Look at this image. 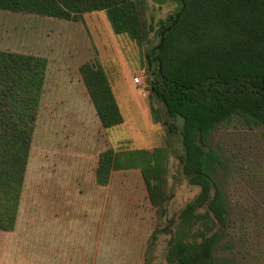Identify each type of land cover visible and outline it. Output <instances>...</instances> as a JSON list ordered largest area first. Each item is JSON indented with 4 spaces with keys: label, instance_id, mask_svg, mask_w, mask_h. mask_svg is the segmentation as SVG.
Listing matches in <instances>:
<instances>
[{
    "label": "rangeland",
    "instance_id": "obj_1",
    "mask_svg": "<svg viewBox=\"0 0 264 264\" xmlns=\"http://www.w3.org/2000/svg\"><path fill=\"white\" fill-rule=\"evenodd\" d=\"M141 1L152 27L178 6L176 0ZM6 3L0 0V48L47 55L52 66L67 70L65 80L77 82L87 95L85 102L76 103L77 113L89 117L76 119L75 144L57 135L35 148L39 166L33 181L38 183L27 186L19 224L29 225L33 236L38 233L31 227L57 229V223L63 229L39 233L48 238L41 252L50 256L56 251L49 247L54 242L58 249L56 239L62 255L77 253L78 259L65 264H143L148 237L157 226L161 230L148 264H168L167 249L176 237L199 241L213 232L218 236L215 264H264V125L248 128L232 120L206 138L205 148L219 158L210 160L209 168L227 203L226 227L221 229L205 208L182 220L184 206L199 187L181 169V118L168 129L151 115L153 105L166 117L163 104L149 97L147 46L113 33L104 11L80 12L82 23L70 27L42 16L38 3L24 12ZM86 68L89 94L81 77ZM163 188L169 197L159 218ZM3 247L0 242V260ZM32 248L21 249L18 243L16 249L32 258Z\"/></svg>",
    "mask_w": 264,
    "mask_h": 264
},
{
    "label": "trees",
    "instance_id": "obj_2",
    "mask_svg": "<svg viewBox=\"0 0 264 264\" xmlns=\"http://www.w3.org/2000/svg\"><path fill=\"white\" fill-rule=\"evenodd\" d=\"M4 1L23 12L38 3L42 16L53 18L59 26L77 24L85 10L104 11L113 33L128 35L140 47L147 46L149 97L163 104L166 117L153 105L151 115L155 121L167 123L168 129L171 122L181 118V169L189 183L199 187L197 195L184 206L181 219L205 208L221 229L226 227L227 203L209 168V161L219 158L205 148V141L213 129L232 120L248 128L264 125V0H176L174 13L160 19L156 27L148 23L141 0ZM65 71L60 65L52 66L45 54L0 48L1 264H65L74 262L72 257L78 259L77 253L62 255L61 242L56 239L58 249L54 242L49 244L56 251H50V256L44 249L41 252L43 240L48 238L39 233L63 231L59 224L57 229L31 227L38 233L33 236L29 225L20 226L18 221L27 186L38 183L33 181L39 166L33 159L35 148L57 135L75 144L78 118L89 117L77 113L76 106L78 100L85 102L86 92H81L77 82L66 81ZM81 77L89 94L88 68ZM103 94L108 95L105 90ZM69 130L74 131L73 136ZM168 197L163 188L157 202L159 218L165 215ZM132 207L133 202L127 208ZM70 214H74L72 210ZM160 230L156 226L150 233L143 264L149 263ZM217 240L215 232L199 241L176 237L167 249V262L215 264ZM16 241L21 249L33 246V257L25 256L22 250L18 253Z\"/></svg>",
    "mask_w": 264,
    "mask_h": 264
},
{
    "label": "water",
    "instance_id": "obj_3",
    "mask_svg": "<svg viewBox=\"0 0 264 264\" xmlns=\"http://www.w3.org/2000/svg\"><path fill=\"white\" fill-rule=\"evenodd\" d=\"M161 40H162V38H161Z\"/></svg>",
    "mask_w": 264,
    "mask_h": 264
}]
</instances>
